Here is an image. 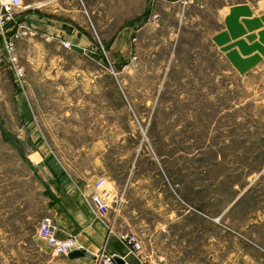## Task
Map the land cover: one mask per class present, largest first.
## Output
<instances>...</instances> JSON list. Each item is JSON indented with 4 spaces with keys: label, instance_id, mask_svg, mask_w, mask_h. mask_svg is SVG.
<instances>
[{
    "label": "rangeland",
    "instance_id": "374dc122",
    "mask_svg": "<svg viewBox=\"0 0 264 264\" xmlns=\"http://www.w3.org/2000/svg\"><path fill=\"white\" fill-rule=\"evenodd\" d=\"M101 1L94 41L128 29L130 57L106 63V90L39 88L40 129L34 72L0 44V264H63L25 231L99 177L118 200L96 216L121 244L135 233L144 264H264V2Z\"/></svg>",
    "mask_w": 264,
    "mask_h": 264
},
{
    "label": "crops",
    "instance_id": "0c3cea01",
    "mask_svg": "<svg viewBox=\"0 0 264 264\" xmlns=\"http://www.w3.org/2000/svg\"><path fill=\"white\" fill-rule=\"evenodd\" d=\"M101 5V0H22V8L16 15L15 24L28 28L31 34L23 35L16 41L15 54L20 63L24 61L21 64L30 67L31 73L34 72V75H29L28 72V114H31L28 118V129L42 128L36 121L40 114L46 113L41 110V104L35 101L44 97L39 88L53 86L55 93L64 97L69 89L77 87L79 83L83 87L82 94L91 92V83L99 82V88L106 90V80L111 77L107 72L106 63H119L130 57L128 29H121L114 39L110 40L107 49H103L101 40L94 41L92 35L97 33V23L94 24L91 17L94 18L100 13ZM106 20L105 15L104 21ZM105 26L106 23L100 28ZM220 36L221 34H217L214 38L219 39ZM61 40H68L71 45H77L82 51L63 47ZM1 41L0 34L2 45ZM216 43L220 44L218 41ZM67 59H70V63ZM67 64L70 66L65 68ZM103 98L107 100L105 94ZM109 106L111 108V105ZM89 184L85 183V188L80 185L64 186L55 196L56 201L50 210L55 225L59 227L56 229V235L60 238L73 236L81 247L94 255L97 253L95 250L100 251L103 247L105 254L121 257L126 264H144V256H138L125 244L118 242L106 224L96 216L88 196ZM60 258V263L63 264L95 263V259L86 255Z\"/></svg>",
    "mask_w": 264,
    "mask_h": 264
},
{
    "label": "built area",
    "instance_id": "2783aa9c",
    "mask_svg": "<svg viewBox=\"0 0 264 264\" xmlns=\"http://www.w3.org/2000/svg\"><path fill=\"white\" fill-rule=\"evenodd\" d=\"M22 8V0H0V34L3 49L8 61L13 65L15 74L23 77V67L18 64L15 54V43L23 35L31 34L28 28L16 25V15ZM7 29L9 31L7 32ZM61 45L67 49L71 48L68 40H61ZM111 181L106 177H99L88 185L89 200L96 215L104 218L109 214L112 203H117L118 193L114 187H107ZM118 210V209H117ZM35 236L42 240L49 248L51 254L56 257H69L70 253L81 246L73 236L59 238L56 236V225L50 215L40 217L35 226ZM123 244L132 252L140 256L142 252L141 242L135 233L126 231L119 235ZM97 264H112V256L99 253L96 258Z\"/></svg>",
    "mask_w": 264,
    "mask_h": 264
},
{
    "label": "water",
    "instance_id": "95a60500",
    "mask_svg": "<svg viewBox=\"0 0 264 264\" xmlns=\"http://www.w3.org/2000/svg\"><path fill=\"white\" fill-rule=\"evenodd\" d=\"M71 48L76 50V51H82V49L75 44H72ZM84 255L89 256L90 258L95 259V260L97 258L93 253H91L90 251H87L83 247H80L79 249L72 251L69 256L71 258H77V257H81ZM112 264H126V262L121 257L113 256L112 257Z\"/></svg>",
    "mask_w": 264,
    "mask_h": 264
},
{
    "label": "trees",
    "instance_id": "16d2710c",
    "mask_svg": "<svg viewBox=\"0 0 264 264\" xmlns=\"http://www.w3.org/2000/svg\"><path fill=\"white\" fill-rule=\"evenodd\" d=\"M109 42H110V40L105 41V42H103V41L101 40V43H102L103 49H107V48H108ZM121 67H122L121 64H115V65H114V68H115L116 70H120ZM259 138H260V137H259ZM260 139H261L262 142H264L263 137H261ZM260 139H259V140H260ZM260 155L264 156V153H261ZM34 231H35V230H34V224H33V225L29 226V227L26 229V231H25V235H26L27 237H28V236L31 237V236H33V234H34Z\"/></svg>",
    "mask_w": 264,
    "mask_h": 264
}]
</instances>
